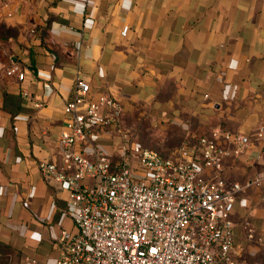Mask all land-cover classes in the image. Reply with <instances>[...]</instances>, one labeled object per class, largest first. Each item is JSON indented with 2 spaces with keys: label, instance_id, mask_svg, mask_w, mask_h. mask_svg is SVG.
<instances>
[{
  "label": "crops",
  "instance_id": "obj_1",
  "mask_svg": "<svg viewBox=\"0 0 264 264\" xmlns=\"http://www.w3.org/2000/svg\"><path fill=\"white\" fill-rule=\"evenodd\" d=\"M16 66L22 81L8 74ZM78 80L96 98L119 100L125 127L138 119L140 129L170 132L175 148L158 150L166 156L214 129L250 136L222 175L264 176V0H0V243L13 264L55 261L62 231H77L67 185L47 181L39 164L62 169L65 106ZM120 142L110 128L84 147L93 157L96 143L114 154ZM263 196L264 180L239 193L240 264L264 258L245 228L250 220L264 235Z\"/></svg>",
  "mask_w": 264,
  "mask_h": 264
},
{
  "label": "built area",
  "instance_id": "obj_2",
  "mask_svg": "<svg viewBox=\"0 0 264 264\" xmlns=\"http://www.w3.org/2000/svg\"><path fill=\"white\" fill-rule=\"evenodd\" d=\"M8 74L25 77L18 66ZM65 112L62 169L50 161L39 168L47 181L67 185L77 231H62L55 261L29 258L21 264H240L235 205L239 193L264 176L230 182L222 171L227 157L250 148V136L214 129L166 156L133 141L119 100L96 98L82 80ZM110 128L121 136L116 154L96 143L89 157L85 140ZM257 137L264 152V131ZM245 228L247 239L264 248V235L250 220Z\"/></svg>",
  "mask_w": 264,
  "mask_h": 264
},
{
  "label": "rangeland",
  "instance_id": "obj_3",
  "mask_svg": "<svg viewBox=\"0 0 264 264\" xmlns=\"http://www.w3.org/2000/svg\"><path fill=\"white\" fill-rule=\"evenodd\" d=\"M145 112V110H143ZM141 117H139L140 119ZM139 120H132L130 125L127 124V128L130 130V137L133 141L141 144L143 147L153 148L156 150L159 149H174L175 145L171 139V133L165 131L154 130L151 125L143 122L142 127L150 128L148 129H140L138 128ZM163 135V137H162ZM162 137V138H161ZM160 144V145H157ZM116 154V152H115ZM264 251H260L259 255L262 257ZM263 258V257H262ZM264 263V258L261 263ZM0 264H13V251L0 249Z\"/></svg>",
  "mask_w": 264,
  "mask_h": 264
},
{
  "label": "trees",
  "instance_id": "obj_4",
  "mask_svg": "<svg viewBox=\"0 0 264 264\" xmlns=\"http://www.w3.org/2000/svg\"><path fill=\"white\" fill-rule=\"evenodd\" d=\"M0 249L10 250V248L3 243H0Z\"/></svg>",
  "mask_w": 264,
  "mask_h": 264
}]
</instances>
